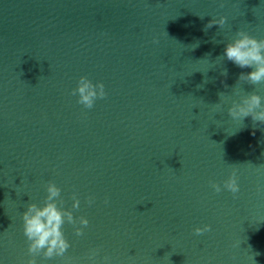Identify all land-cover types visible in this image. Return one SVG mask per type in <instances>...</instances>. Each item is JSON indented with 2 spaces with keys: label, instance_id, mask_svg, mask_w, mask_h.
Here are the masks:
<instances>
[{
  "label": "water",
  "instance_id": "95a60500",
  "mask_svg": "<svg viewBox=\"0 0 264 264\" xmlns=\"http://www.w3.org/2000/svg\"><path fill=\"white\" fill-rule=\"evenodd\" d=\"M241 29L264 39V0H0V264L30 258L22 214L48 181L89 224L37 264H264V124L214 105L264 96L219 57ZM80 76L105 85L92 109ZM233 169L236 197L214 192Z\"/></svg>",
  "mask_w": 264,
  "mask_h": 264
},
{
  "label": "clouds",
  "instance_id": "9594fccd",
  "mask_svg": "<svg viewBox=\"0 0 264 264\" xmlns=\"http://www.w3.org/2000/svg\"><path fill=\"white\" fill-rule=\"evenodd\" d=\"M223 7V3L220 4ZM202 18V17H201ZM227 22L226 16L212 18L205 30L218 25L223 29ZM153 43H158L154 39ZM223 60L233 62L239 68H251L248 73L241 72L238 82H247L252 86L264 85V39H257L251 36L247 31L237 30L235 36L227 42L222 56ZM222 75L227 76V70L222 72ZM236 83V84H237ZM227 87V85H225ZM235 95L239 96V100L225 96L223 92L218 93L219 103L214 104L217 108L223 104L230 103L227 108L229 117L234 121L243 122L245 117H252L254 122L264 124V96H261L256 91L243 92L234 89ZM72 95L77 96V103L85 109H92L97 100L105 99L107 93L105 85L102 82L93 83L87 76H80L77 81V86L72 90ZM220 183L211 182L210 187L216 193L227 190L232 193L235 198L240 191L238 184L237 170L233 169L226 180ZM47 196L43 206H38L36 203H29L26 211L22 214L23 234L26 237L28 247L27 253L29 259L26 264H37V257H42L43 260H50L55 257H63L67 250L71 247L70 242L65 236L64 226L70 224L74 226L75 235L77 237L84 235V228L89 224L87 218L80 216L74 217L73 210H78L80 207V199L73 193L71 209L63 207L64 201L60 199L61 188L53 181H48L46 185ZM94 197H87L86 203L91 206L94 203ZM108 199L105 198L104 203L108 204ZM77 223L80 227H75ZM212 226L205 224L202 227L194 228V234L197 236L210 232ZM100 253L99 248H93L87 254L88 264H97V257ZM103 264H111V257L104 256Z\"/></svg>",
  "mask_w": 264,
  "mask_h": 264
}]
</instances>
